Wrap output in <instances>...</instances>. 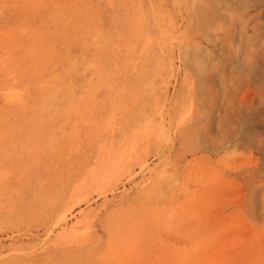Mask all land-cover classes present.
I'll return each mask as SVG.
<instances>
[{
	"label": "rangeland",
	"instance_id": "rangeland-1",
	"mask_svg": "<svg viewBox=\"0 0 264 264\" xmlns=\"http://www.w3.org/2000/svg\"><path fill=\"white\" fill-rule=\"evenodd\" d=\"M241 1L0 0V264H264Z\"/></svg>",
	"mask_w": 264,
	"mask_h": 264
},
{
	"label": "bare ground",
	"instance_id": "bare-ground-1",
	"mask_svg": "<svg viewBox=\"0 0 264 264\" xmlns=\"http://www.w3.org/2000/svg\"><path fill=\"white\" fill-rule=\"evenodd\" d=\"M241 2L242 4L244 3L243 1ZM245 2L246 3L243 4L245 8V27L235 32L236 38L240 43H246L244 48H246L247 51L250 52L251 49L254 50V54L258 57L257 62L260 65L261 62L264 63V36H262L264 35V24H262L264 22L262 21V23H260V19L264 14V0H245ZM231 39H233V37H231ZM235 56H237V54Z\"/></svg>",
	"mask_w": 264,
	"mask_h": 264
}]
</instances>
